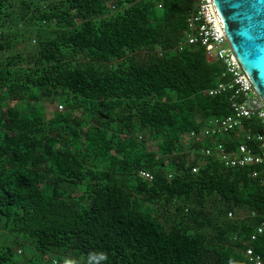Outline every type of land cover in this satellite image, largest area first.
Listing matches in <instances>:
<instances>
[{"label":"trees","instance_id":"16d2710c","mask_svg":"<svg viewBox=\"0 0 264 264\" xmlns=\"http://www.w3.org/2000/svg\"><path fill=\"white\" fill-rule=\"evenodd\" d=\"M194 5L0 0V264H254L248 244L264 260V169L203 152L262 125L201 134L231 101L208 94L222 65L179 49Z\"/></svg>","mask_w":264,"mask_h":264},{"label":"built area","instance_id":"2783aa9c","mask_svg":"<svg viewBox=\"0 0 264 264\" xmlns=\"http://www.w3.org/2000/svg\"><path fill=\"white\" fill-rule=\"evenodd\" d=\"M158 7L161 8L162 4L159 3ZM187 45L205 48L207 61L218 62L223 67L220 81L208 90V94L210 96L230 94L231 113L226 117L210 119L202 128L201 134L213 136L229 133L241 128L245 121L251 118L258 119L262 125L261 132L255 136L254 145L242 143L236 150L229 151L224 144L219 143L215 151L211 148L203 149L204 154L217 157L226 167H252V176L259 178V169H264V102L254 90L249 77L232 51L224 32L223 21L213 0H195L187 32L179 49L182 50ZM245 136L248 140H253L250 134L245 133ZM195 137L196 133L191 132L189 138ZM140 175L145 179H152L151 173L147 171H141ZM262 183L264 184V178ZM232 215L229 213V217ZM261 236H264V217L251 234L249 243L257 241ZM246 255L250 262L264 264L262 255L256 252L253 245H247Z\"/></svg>","mask_w":264,"mask_h":264},{"label":"water","instance_id":"95a60500","mask_svg":"<svg viewBox=\"0 0 264 264\" xmlns=\"http://www.w3.org/2000/svg\"><path fill=\"white\" fill-rule=\"evenodd\" d=\"M227 41L264 102V0H213Z\"/></svg>","mask_w":264,"mask_h":264},{"label":"rangeland","instance_id":"374dc122","mask_svg":"<svg viewBox=\"0 0 264 264\" xmlns=\"http://www.w3.org/2000/svg\"><path fill=\"white\" fill-rule=\"evenodd\" d=\"M47 106H48V112H49L50 115L52 114L53 111H56L57 109L60 110V111L64 110V108H61L59 104H57V105H49L48 104ZM151 147H153L152 144H151ZM10 245H12V247L14 249V252H17L19 249L23 250V254H21V255H17L16 254L15 255V259L18 260V261L24 262L27 259H29L31 257L33 258V256L34 257L36 256V249L29 242L28 243H23L21 245V248H17L18 246L15 243H10ZM51 258H53L52 255L51 256H47L45 262H48V259H51ZM50 263H53V261L50 262ZM72 263L73 262L70 261L68 264H72ZM65 264H67V263H65Z\"/></svg>","mask_w":264,"mask_h":264}]
</instances>
